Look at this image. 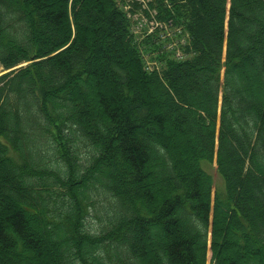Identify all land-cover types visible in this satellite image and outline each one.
<instances>
[{"label": "trees", "instance_id": "trees-1", "mask_svg": "<svg viewBox=\"0 0 264 264\" xmlns=\"http://www.w3.org/2000/svg\"><path fill=\"white\" fill-rule=\"evenodd\" d=\"M153 4L0 0V264H264V0Z\"/></svg>", "mask_w": 264, "mask_h": 264}, {"label": "rangeland", "instance_id": "rangeland-1", "mask_svg": "<svg viewBox=\"0 0 264 264\" xmlns=\"http://www.w3.org/2000/svg\"><path fill=\"white\" fill-rule=\"evenodd\" d=\"M118 2L120 6L124 9V11L126 12L127 16L132 19L131 30H133L135 35H140L141 33L144 32L145 29L147 30V32H149L148 27L150 25V20L149 18H147L146 10H145L147 8L142 3L143 2L142 0H118ZM147 6H149V3H147ZM158 19L162 20L161 18H158ZM141 21L143 22L142 24H141ZM168 22L169 21L167 22L160 21L161 24H166ZM138 24L140 25L137 26ZM179 25H182V24L178 23L172 26H170L169 24H166V26H164L163 28H166L172 31V33L175 35H179L180 33H177L178 32L177 27ZM157 28L158 26L155 29ZM5 70L6 69H4L3 66L0 64V73H2ZM205 166L213 174L215 184L218 187L223 188L225 186V181H224V178L217 171L215 163L214 164L206 163ZM89 219L93 225H97L99 223V220L94 215L89 216Z\"/></svg>", "mask_w": 264, "mask_h": 264}, {"label": "built area", "instance_id": "built-area-1", "mask_svg": "<svg viewBox=\"0 0 264 264\" xmlns=\"http://www.w3.org/2000/svg\"><path fill=\"white\" fill-rule=\"evenodd\" d=\"M142 1H143L142 3L144 4V6H145V7L148 9V11H149V13H146L147 18H149V20H150V25H149V27H148V31H149V32L154 31L155 28H156L157 26L164 27V26H166V24H169L170 26H172V25H171V20H170V19L167 20V21H169V22L166 23V24H161V23H160V21H164V20H159V19L156 17V13H157L156 8H152L150 5L147 6V3H149L148 1H150V0H142ZM167 21H166V22H167ZM164 22H165V21H164ZM142 23H143V22L141 21V24H142ZM139 25H140V24H138L137 26H139ZM177 30H178L177 33H180V34H179L180 38H175V37H174L175 34H173L172 31H170V30L167 29V31H168V32H167L168 35H172V36H173V37H171V39L169 40V42H168V46H169V47H172V48H175V49H176V55L180 57V56H184V53L182 52L183 49H182V47L180 46V44H181V43H187V42L189 41V31H187L183 25H179V26L177 27ZM185 30H186V31H185ZM145 55H146V54H145ZM146 58H148V56H146ZM155 62H157V61L148 58V63H149L148 67L152 69V68H153V65H156Z\"/></svg>", "mask_w": 264, "mask_h": 264}]
</instances>
